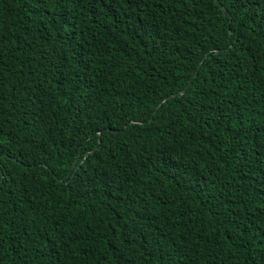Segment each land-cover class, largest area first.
<instances>
[{
  "label": "trees",
  "instance_id": "16d2710c",
  "mask_svg": "<svg viewBox=\"0 0 264 264\" xmlns=\"http://www.w3.org/2000/svg\"><path fill=\"white\" fill-rule=\"evenodd\" d=\"M48 10L0 0V264H264V0L230 49L207 0Z\"/></svg>",
  "mask_w": 264,
  "mask_h": 264
},
{
  "label": "snow or ice",
  "instance_id": "6c2138e0",
  "mask_svg": "<svg viewBox=\"0 0 264 264\" xmlns=\"http://www.w3.org/2000/svg\"><path fill=\"white\" fill-rule=\"evenodd\" d=\"M33 5L36 13L39 17V22L46 21L47 24L51 25L54 23L56 16L61 15L60 12L49 11V5H63L67 0H29ZM74 5L83 6L85 0H71ZM126 3L132 4L134 0H125ZM200 3H204V0H199ZM207 2L217 8L220 14L225 18V33L227 34V39L229 41L226 48L230 49L236 46L239 42V31L244 27L245 18H249V8L251 5L256 4L259 6L261 0H207ZM239 17V19H237ZM235 25V26H234ZM39 31V27L37 28ZM56 32H63V26L55 29ZM61 41L68 40L71 42L73 39L72 32H66L59 37ZM18 49H22L25 46H29L28 40H22L18 42ZM144 114H141V118L136 121L140 123L143 120ZM99 137L98 144L103 145V133L97 134ZM0 137H4V141L0 142V154L4 153L3 143H17V154L24 158H28L31 155V149L28 145H33L39 147L40 145L31 137V135L26 134L22 140L18 137H14L11 131L5 132L4 128L0 126ZM97 145H93L95 148ZM82 147V146H81ZM72 149H69V154H71ZM79 154V153H78ZM2 162H0V167H2ZM3 173H0V183H2ZM75 179V177H73ZM94 183V178H90ZM79 187V181L77 183V188ZM5 239L4 236H0V241ZM2 247V243H0Z\"/></svg>",
  "mask_w": 264,
  "mask_h": 264
},
{
  "label": "water",
  "instance_id": "95a60500",
  "mask_svg": "<svg viewBox=\"0 0 264 264\" xmlns=\"http://www.w3.org/2000/svg\"><path fill=\"white\" fill-rule=\"evenodd\" d=\"M165 101V100H164Z\"/></svg>",
  "mask_w": 264,
  "mask_h": 264
}]
</instances>
